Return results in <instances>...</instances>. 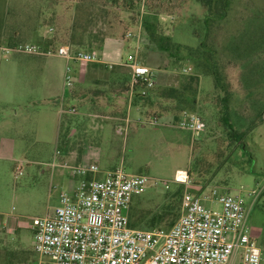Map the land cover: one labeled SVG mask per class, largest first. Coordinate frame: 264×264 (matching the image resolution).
Wrapping results in <instances>:
<instances>
[{
  "label": "rangeland",
  "instance_id": "obj_1",
  "mask_svg": "<svg viewBox=\"0 0 264 264\" xmlns=\"http://www.w3.org/2000/svg\"><path fill=\"white\" fill-rule=\"evenodd\" d=\"M132 1L138 6V17L136 12L118 9L117 4L122 0H0V17L5 16L7 7L11 10L4 19L1 29L4 40L1 42L35 44L43 51L68 45L75 51L99 53L93 36L110 37L118 39L117 54L120 52L119 39L122 43L129 39L140 41L143 47L138 51L137 59L150 68L160 69L158 87L148 91L149 95L162 88H179L185 77L197 74L195 104L187 108L185 104L177 103V107L184 108V113H194L204 121L205 131L197 137L192 138L185 130L152 124L153 118L170 123L175 121L171 113L165 112L176 103L159 102L154 98L155 104L151 106L143 107L140 102L130 104L129 93L128 101L123 93L127 82L124 75L115 78L114 88L104 89L106 99L103 102L96 101L91 106V112L100 115L91 118V122H80L81 102L75 105L76 114L62 113L64 135L76 131L68 142L69 148L77 155L84 147L98 151L100 169L121 168L130 175L164 180H171L177 170L185 169L196 189L217 186L221 191L229 192L261 190L253 199L247 200L250 203L248 224L261 247L260 235L264 229V0L231 1L226 18L215 22L209 31V44L215 50V68L221 83L227 85V104L232 113L230 121L235 123L238 120L240 127L237 129L247 131L253 120H261L243 136L244 146L241 148L238 144L227 147L225 129L218 120L220 105L216 98L220 92L215 89L213 77L202 74V69L195 68L192 60L183 59V53L180 55L182 60L174 63L167 52L157 47L160 42L168 41L186 48H197L206 10L196 0ZM141 16H146V32L139 22ZM195 31L201 34L198 38ZM127 34L131 36L127 37ZM89 43L90 47H86ZM122 50L124 58L133 54L126 48ZM8 55L27 61L37 58L19 53ZM40 59L56 69L62 66L65 70V61L61 59L52 56ZM90 66L87 65L86 69ZM188 68L189 71L182 72ZM103 70L98 71L101 78L111 79L110 71ZM42 79L40 75L37 77L39 84ZM227 80L231 81L230 84L226 83ZM80 92L84 91L77 88V93ZM66 105L65 109L73 103ZM13 108L0 104V115L12 114ZM207 121L209 125L206 126ZM213 137L224 151L219 158L224 161L219 167L218 159H215L219 152ZM37 147L41 152L35 161L41 164L0 160V264L32 263L35 259L33 236L27 225L32 218L51 212L58 205L61 193L70 192L71 185L65 186L62 181L68 178L70 170L60 167L57 159L55 168L45 165L53 163V153L58 147L54 142L39 143ZM17 155L21 156V153L17 152ZM171 188L161 191L149 185L143 194L133 197L128 214L150 216L160 212L164 197L171 194ZM177 204V201L170 202L174 209L154 228L167 230L168 224L175 222ZM261 264H264L263 249Z\"/></svg>",
  "mask_w": 264,
  "mask_h": 264
},
{
  "label": "built area",
  "instance_id": "obj_2",
  "mask_svg": "<svg viewBox=\"0 0 264 264\" xmlns=\"http://www.w3.org/2000/svg\"><path fill=\"white\" fill-rule=\"evenodd\" d=\"M0 53L62 58L67 90L73 87L78 71L89 64L104 63L103 54L75 51L68 45L43 51L35 44L4 43L0 44ZM120 65L129 70L130 99L136 94L144 96L157 86L158 70L140 64L136 56ZM68 112L75 114L76 110L70 108ZM152 124L185 130L192 138L205 130L204 121L194 113H184L171 123L153 118ZM54 162L49 164L50 169L55 168ZM58 165L70 170L75 185L71 192L59 195L58 205L51 212L32 218L27 225L35 254L31 264H261L262 249L247 218V200L261 190L229 192L217 186L196 189L185 169L164 180L130 175L121 168L103 171L94 162ZM149 185L161 191L172 186L183 188L178 217L167 230L129 226L132 199Z\"/></svg>",
  "mask_w": 264,
  "mask_h": 264
},
{
  "label": "crops",
  "instance_id": "obj_3",
  "mask_svg": "<svg viewBox=\"0 0 264 264\" xmlns=\"http://www.w3.org/2000/svg\"><path fill=\"white\" fill-rule=\"evenodd\" d=\"M2 40H4L3 37ZM117 40L110 37L104 39L99 51L100 54L104 55V63L91 64L90 68L84 72L81 71L76 76L77 82L71 90L64 87V68L61 66L56 69L46 60L40 59L45 56L27 55L37 57L27 61L0 53V104L12 105L16 108H13L12 114L2 113L0 115V160L41 164V162L35 161L40 158L41 152L37 145L54 142L59 151L57 149L54 151L52 162L57 159L58 164L70 166L87 165L93 162L98 165L99 157L96 153L98 151H92L95 149L84 147L77 155L75 151L69 148L68 141L75 135L76 131H71L65 136L64 123H62L60 115L68 112L70 108H75L77 102H81L83 104L79 107L82 117L80 122L82 120L91 122V118L100 116L91 112V106L96 101L103 102L106 99L103 97L105 96L104 89L109 86L114 88L115 78L121 75L125 76L127 82L129 81L128 68L120 64L125 63L129 57L137 56L143 45L140 41L124 40L120 44V52L116 54ZM123 48L132 51L133 54L124 58ZM52 57L63 60L56 56ZM137 61L143 64L140 60L137 59ZM105 68L108 69V72L110 71L111 79L109 80H103L98 72L101 69L106 71ZM157 70L160 71V69ZM39 75L43 77L40 84L37 80ZM77 88H81L85 93H77ZM107 98L109 97L107 96ZM68 102H72L73 105L65 109L64 107L67 106ZM17 152L21 153V156H18ZM45 165L49 167V163ZM41 173H45V170H41ZM67 177L61 180L64 181L65 186L71 185L69 187L71 192L75 185V178L70 173Z\"/></svg>",
  "mask_w": 264,
  "mask_h": 264
},
{
  "label": "trees",
  "instance_id": "obj_4",
  "mask_svg": "<svg viewBox=\"0 0 264 264\" xmlns=\"http://www.w3.org/2000/svg\"><path fill=\"white\" fill-rule=\"evenodd\" d=\"M198 1L201 6L206 10V16L202 21L203 24V32L202 36L200 38V43L198 44L197 48H186L182 47L179 44H174L171 42H160V44L157 45L158 49L162 52H167L169 55V58L174 61V63H178L182 60L180 55L183 53V59H189L192 60L194 63L195 68H201L202 69V74H210L213 77V82L215 85V89L220 92V94L217 95L218 103H219V117L218 120L221 123V127L225 129V138L227 139V147H229L232 144H238L240 145V148L244 146L243 142V136H245L248 132H251V130L256 127L261 120H253L252 123L249 125L247 128V131L243 130H238L239 125L238 120L235 121V123L230 121L231 117V110L229 108L228 99L226 95V87L227 85L221 83L220 81V76L218 75V72L216 71L215 68V61H214V54L215 50L211 48L210 38H209V31L211 26L214 25L215 22H220L221 20L226 18L227 12L229 10V7L231 5V1L233 0H196ZM118 9L127 11V12H136V16L138 17V6H135L132 0H122V3L117 4ZM5 16L0 20V43L2 40V26L4 24V19L7 18L11 14V10L7 7L5 9ZM139 22H141V26L145 31L146 28V16L140 18ZM146 32V31H145ZM195 36L198 38L199 35L195 31ZM105 37H97L93 36L94 42H97V48L98 50H101L103 42H104ZM122 40V39H119ZM124 41V40H123ZM52 44V42L50 43ZM78 45H84L83 43H79ZM86 47H90V43L85 45ZM237 80V79H236ZM230 80H227L226 83L230 84ZM236 83H239V80H237ZM195 84V85H193ZM198 84V75H192L189 77H185L182 81V84L179 88H162L160 89L157 93H154L152 95H149L148 92L146 95L141 96L139 94H136L132 100L130 101V104H135L138 105V103H142V106L145 107L146 105L151 106L152 103L155 104L154 98L157 99L159 102L161 101H172L176 103V105H171L170 108H168V111L165 112L171 113L173 119L175 121L179 120L183 114V107L180 109L177 107L179 102L185 104V107L189 108L195 104V94L196 90L195 88L197 87ZM237 86V84H235ZM158 86H155L156 88ZM238 87V86H237ZM154 88L150 89L149 91H152ZM240 88L238 87V90ZM129 90V84L126 82V87L124 89V94H125V99L128 101L127 98V93ZM148 94V95H147ZM219 97V98H218ZM178 103V104H177ZM159 109V108H158ZM160 110V109H159ZM182 114V116H181ZM162 115H159L160 117ZM181 116V117H180ZM200 118V117H199ZM201 119V118H200ZM211 119V118H210ZM209 125V122L207 121L206 126ZM206 128V127H205ZM238 128V129H237ZM205 131V130H204ZM208 132V130H207ZM216 137H213L212 140H215ZM208 142V141H207ZM219 141H214L217 146V150L219 152V155L216 153L218 159V166H221L224 160H220L219 158H222L221 154L224 152L220 145H217ZM206 144V143H205ZM199 146V145H198ZM196 146V148H198ZM244 152V151H243ZM220 156V157H219ZM196 159V158H195ZM216 161V162H217ZM215 162V163H216ZM194 167V165H193ZM172 192L169 195H166L164 197L163 201V207L161 208L160 212L157 213H152L150 216L148 215H143V214H136V213H131L128 214L129 217V226L131 228H138V229H144V230H151L155 227V225H159L161 221H163L165 215L172 211L174 208L170 205L171 201H177V214L176 218L178 217L179 214V206H180V200H181V195H182V190L183 188L181 186H173ZM174 222H171L168 224V228L172 226ZM260 245L262 249L264 250V229L260 235Z\"/></svg>",
  "mask_w": 264,
  "mask_h": 264
}]
</instances>
